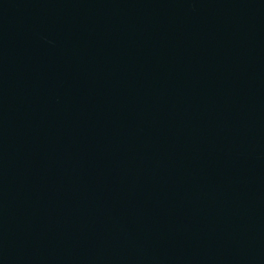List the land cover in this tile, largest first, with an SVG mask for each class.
<instances>
[{
  "label": "water",
  "instance_id": "obj_1",
  "mask_svg": "<svg viewBox=\"0 0 264 264\" xmlns=\"http://www.w3.org/2000/svg\"><path fill=\"white\" fill-rule=\"evenodd\" d=\"M0 264H264V0H0Z\"/></svg>",
  "mask_w": 264,
  "mask_h": 264
}]
</instances>
